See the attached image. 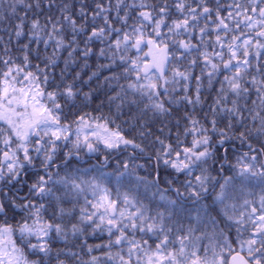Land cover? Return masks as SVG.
Instances as JSON below:
<instances>
[{"label": "snow or ice", "instance_id": "snow-or-ice-1", "mask_svg": "<svg viewBox=\"0 0 264 264\" xmlns=\"http://www.w3.org/2000/svg\"><path fill=\"white\" fill-rule=\"evenodd\" d=\"M0 264H264V0H0Z\"/></svg>", "mask_w": 264, "mask_h": 264}]
</instances>
